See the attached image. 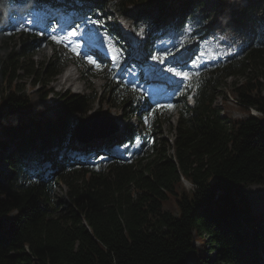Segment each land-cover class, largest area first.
I'll list each match as a JSON object with an SVG mask.
<instances>
[{"label":"trees","instance_id":"trees-1","mask_svg":"<svg viewBox=\"0 0 264 264\" xmlns=\"http://www.w3.org/2000/svg\"><path fill=\"white\" fill-rule=\"evenodd\" d=\"M177 1L179 7L168 0H0V39H15L18 32L4 31L12 15L54 7L100 21L111 9L146 22L150 55L156 32H164L162 17L182 21L196 0ZM215 1L233 8L235 25L258 24L256 43L193 72L174 101L179 116L172 152L160 144L159 136L174 115V107H161L168 103H152L104 69L100 90H68L56 103L36 105L34 94L12 80L25 74L33 77L34 87L42 81L47 87L72 60L87 75H92L91 66L65 52H56L48 62L34 61L41 36L24 30L18 48L16 39L4 47L0 161H7L10 169L0 171V264H264V212H254L244 191L251 183H264V0H248L235 8L233 0ZM114 25L111 31L116 30L124 45L118 22ZM136 64L142 68V60ZM231 75L246 77L231 87L247 107L245 118L233 117L216 104L218 87ZM46 87L33 93L46 98L53 90ZM95 103L119 108L125 124L107 139L81 143L75 125ZM46 110L52 113L46 115ZM105 148L110 151L103 170L68 154L98 158ZM113 148H132V155L117 156ZM183 179L193 187L187 189ZM59 183L68 186L64 206L55 199ZM191 253L193 263L188 261Z\"/></svg>","mask_w":264,"mask_h":264},{"label":"rangeland","instance_id":"rangeland-1","mask_svg":"<svg viewBox=\"0 0 264 264\" xmlns=\"http://www.w3.org/2000/svg\"><path fill=\"white\" fill-rule=\"evenodd\" d=\"M248 2V0H233L232 5L235 8L238 3L247 5ZM168 3L171 5L174 4L176 7H179L180 5V2L177 0H168ZM189 6L191 7L187 11H184L182 22L175 20L176 16L174 19L165 15L163 17L160 16L165 19L163 20L165 23L164 32L159 36L154 37L152 43L153 47L159 49V52L154 54V56L163 59L167 56L164 50L172 49L177 56L183 57L185 62H187V69L182 68L178 70L188 71L190 76L191 72L199 68V66L205 63H208L207 65L215 62L218 63L222 59H227L230 54L239 51L245 45L249 43H256V37L259 31L258 24L257 26L253 23L249 25H235L233 22V8H224L222 5L217 4L215 0H196L194 4ZM110 10H108V13L102 14L101 21H99L100 23L93 24H85V20L90 18H83L82 20L73 23L72 18L70 19L71 16H68L71 14V11L65 15L61 14L57 16L58 20L53 21L54 24H46L47 20L45 18L48 19L55 14L53 9H46V7L38 8L30 13L18 14L17 16L20 18H12V21L9 22V24L12 25L5 26L6 28L4 31L7 33L6 35H12L18 32L14 36L17 40L15 48H18L22 44L19 39V34L22 30L26 33L28 31L38 35L40 34L42 41L39 45L34 46L36 49V54L32 57L34 61L48 62L53 59L56 52L72 53L75 60L77 58L80 62L83 60L87 61V64L91 66V70L88 71L92 75H87L84 70L80 69L82 66H80L79 63L77 65L71 62L62 70L61 73H59L49 84H47V87L43 81L39 84L40 88H43L44 92L46 91L44 90V87L53 88L52 92L47 95L46 98L38 97L35 93H33L37 91L39 86L36 85L34 87L35 84L32 76H25V74H23L19 76L17 80H12L11 83L13 85L16 81L21 83V90H26L29 95L34 94L33 101L36 105H40L44 101H52L53 103H56L58 99H60V95L68 90H73L75 92H90L93 88L100 90L103 88L104 83V79L100 75V69L101 67H106L108 70V65L110 64L114 69H116L117 74L121 71L119 69H122L126 79L143 87L148 95H151L150 93L153 91L152 87L154 86V82H152V79H149L148 76H152V73L148 71L154 69L157 70L160 78H164L166 80L168 78L172 79V73L166 71L168 67H176V65L170 63L172 60L171 56H167V58L164 59V63L154 61L152 59L153 56H151L148 59L149 66L147 71L144 74L141 73V70L135 66V61L133 60V62V58H131L137 57L135 55L138 54L137 49H135L134 55L128 53L129 50L133 49L132 42L130 41V37L132 38L133 35L130 34V31H132V34H141V36L138 37V40L143 42L145 41L144 33L149 27H147L144 22H137V20L131 16L121 15L119 12H114L113 10L110 13ZM113 21H117L118 23L120 22V27L123 32L122 37L124 40H129L130 43H128V47H121L117 44L118 39L109 29V26L114 28ZM75 25H80L79 32L82 34L70 36L69 32L72 31ZM141 28H143L142 33L140 31ZM53 29H55V31H53ZM27 35L28 34H26V36ZM52 36H56L62 42H55L53 44L48 43V38H51ZM15 39L7 42L0 39V53L4 50L5 46L13 45ZM99 46L108 51V56L101 53V55L104 56V59H99L95 56L98 55L95 52V49ZM73 49H75V51H73ZM177 49L179 50L177 51ZM189 55L191 56L189 57ZM89 58L96 61V64H99V67H97L96 64L90 63ZM106 59H108L109 62H107ZM113 61H115V63ZM192 61H195V64H192ZM245 78L246 77L239 75H231L225 79V85L223 84L217 89L218 95L216 98V104L222 109L227 110V113H230L233 117L240 119L247 116L248 110L247 107H245L239 99L232 94L231 87L233 86V81L239 80L242 82ZM176 79L178 78L176 77ZM262 79H264V77ZM151 84H153V86ZM184 85L185 83L183 82V86L179 90H182ZM179 90H177L176 85L172 86V88H170L171 94L169 96L165 95L164 98L171 97L173 94L177 96ZM262 90L264 93V88ZM152 98L155 97L152 96ZM191 101L192 99L189 98V103H191ZM99 109L101 112L109 114L117 122V127L113 129L109 135L117 133L123 129L125 118H122L123 116L121 114V110L119 108H114L109 104L100 105L95 103L89 113L83 116L86 117L90 114H94L98 112ZM250 109L252 111L255 110V112L257 111L255 108ZM51 113V110H46L45 112L46 115H50ZM173 114L171 123L164 124L161 127V133L159 135L161 137L160 144L163 142L169 152L173 151L171 144L175 133L174 125L176 124L179 116L178 110L175 109ZM132 121L137 123L138 118L134 116ZM99 124L101 128H107L110 126L111 120L101 119ZM166 139L169 141L168 145L165 143ZM0 150L4 149L0 148ZM106 151L107 149L105 148L99 160L89 159L92 162V167L94 169H105L107 164ZM115 151L118 154H124L122 150L115 149ZM75 153L78 154L77 152ZM68 154L73 155L74 153L69 152ZM9 169L10 166L7 161H0L1 172H8ZM1 178L4 182H6V179L3 176ZM183 182L187 189H191V187H193V184L190 181L183 179ZM67 191L68 186L62 183H59L55 189V199H57L62 206L66 205L69 201V194ZM244 191L254 212L263 213L264 183H251L244 187ZM195 243L198 246L200 245L197 240H195ZM194 260L195 256L191 253L188 261L189 263H193Z\"/></svg>","mask_w":264,"mask_h":264},{"label":"snow or ice","instance_id":"snow-or-ice-1","mask_svg":"<svg viewBox=\"0 0 264 264\" xmlns=\"http://www.w3.org/2000/svg\"><path fill=\"white\" fill-rule=\"evenodd\" d=\"M93 23H97V21H92L90 19H86L85 20V24H93ZM79 28H80V25H75V27L72 29V31L69 32V35L70 36H76L78 34H82V33L79 32ZM53 31H55V29H53ZM140 31L142 33L143 32V28H141ZM51 39H53L57 43H61L62 42L56 36H52ZM181 46H182V44H181ZM178 50L179 49H177V51ZM73 51H75V49H73ZM164 51L166 52L167 56H171L172 57V60L170 61V63L176 65V67H168L166 69V71L169 72V73H172L175 77L178 78L177 80L174 81V83L176 85L177 90H179L183 86V82L190 78L188 71L178 70V69L186 68L187 67V62H185L183 57L177 56L176 53L172 51V49H165ZM77 54H79V53H77ZM167 56L164 57L163 59L160 58V57H157V56H153L152 59L154 61H157L158 63H164V59H166ZM89 62L93 63V64H96V61L91 60V58H89ZM113 62L115 63V61H113ZM192 64H195V61H192ZM96 66L99 67V64H96ZM161 107L172 108L173 105H170V104L161 105ZM122 147L127 148L128 145L125 144V145H122Z\"/></svg>","mask_w":264,"mask_h":264},{"label":"water","instance_id":"water-1","mask_svg":"<svg viewBox=\"0 0 264 264\" xmlns=\"http://www.w3.org/2000/svg\"><path fill=\"white\" fill-rule=\"evenodd\" d=\"M111 120L110 126L107 128L100 127V120ZM117 127V122L107 113L96 112L89 116H81L75 125L76 139L90 140L93 138H108L110 132Z\"/></svg>","mask_w":264,"mask_h":264},{"label":"bare ground","instance_id":"bare-ground-1","mask_svg":"<svg viewBox=\"0 0 264 264\" xmlns=\"http://www.w3.org/2000/svg\"><path fill=\"white\" fill-rule=\"evenodd\" d=\"M153 82V81H152Z\"/></svg>","mask_w":264,"mask_h":264}]
</instances>
